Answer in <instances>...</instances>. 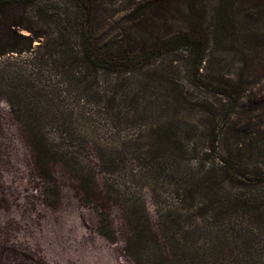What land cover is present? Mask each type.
<instances>
[{"label":"trees","instance_id":"1","mask_svg":"<svg viewBox=\"0 0 264 264\" xmlns=\"http://www.w3.org/2000/svg\"><path fill=\"white\" fill-rule=\"evenodd\" d=\"M263 71L264 0H0V99L43 193L56 162L113 201L134 264H264Z\"/></svg>","mask_w":264,"mask_h":264},{"label":"rangeland","instance_id":"2","mask_svg":"<svg viewBox=\"0 0 264 264\" xmlns=\"http://www.w3.org/2000/svg\"><path fill=\"white\" fill-rule=\"evenodd\" d=\"M121 13L105 21L104 31H120ZM261 79L256 88L262 96L264 77ZM94 131L103 143L114 138L102 125ZM90 159L95 161L92 155ZM48 170L59 190L55 206L49 202L53 197L43 193L24 132L6 101L0 99V264H134L124 251L126 228L114 202L101 204L93 192L84 198L76 179L60 163L52 162ZM116 180L125 185L124 191H132L129 178L116 176ZM143 192L156 228L149 192ZM104 206L115 230L114 241L97 231L96 214Z\"/></svg>","mask_w":264,"mask_h":264}]
</instances>
